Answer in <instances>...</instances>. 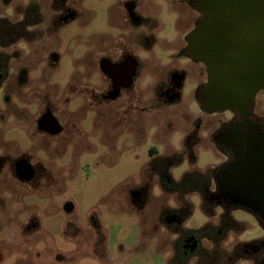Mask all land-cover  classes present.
<instances>
[{"label": "rangeland", "instance_id": "374dc122", "mask_svg": "<svg viewBox=\"0 0 264 264\" xmlns=\"http://www.w3.org/2000/svg\"><path fill=\"white\" fill-rule=\"evenodd\" d=\"M131 2L149 34L139 48ZM195 16L186 0H0V264H176L174 226L161 220L180 206L193 208L186 228L208 222L201 243L220 254L264 238L243 209L232 212L236 235L219 233L223 208L208 218L194 186L174 184L223 161L213 135L228 114L200 110L206 67L175 57ZM118 44L135 50L141 76L135 93L98 104V59ZM174 70L181 93L162 97L157 85ZM42 115L58 123L50 133ZM175 153L182 161L166 171ZM20 160L35 170L29 184L15 175Z\"/></svg>", "mask_w": 264, "mask_h": 264}, {"label": "flooded vegetation", "instance_id": "af4514ba", "mask_svg": "<svg viewBox=\"0 0 264 264\" xmlns=\"http://www.w3.org/2000/svg\"><path fill=\"white\" fill-rule=\"evenodd\" d=\"M131 3L128 15H126V22L131 29H136L135 34H137L138 41L136 43H139V48L140 45L145 43V39L148 38L149 34H146V26L139 14L133 11V2ZM186 3L192 11L199 13L195 0H186ZM54 8L63 13L68 7ZM199 15V19L197 16L194 18L193 24L195 27L201 19V14L199 13ZM68 16V14L62 16L61 20L64 22L69 21ZM36 25L35 23L34 26ZM186 35L183 37L185 45L180 48L175 57H187L195 61L187 52L188 41ZM99 57V63L102 65L103 86L97 94L102 97V100L97 101L98 104L110 96L119 99L127 97L130 93L133 94V87L141 76L140 69L143 65L137 58L135 50L131 49L129 44H118L110 53L107 52ZM5 79L6 76L0 69V85ZM183 85L184 81L180 73H176L174 70L158 83L156 92L162 97L170 95L175 98L180 95ZM201 86L196 92L197 99ZM263 92L264 90L257 94L255 104L247 116L237 112H224L228 115L218 125L213 135V139L223 152L222 163L213 167L209 174L200 173L196 177L188 178L185 184H183V178L186 174L184 173L182 180L180 179L181 181H175L174 183L181 182L187 188L189 186H194V188L199 186L201 188L200 191L191 190L200 195L201 208L208 218L217 216L213 207L214 203L217 204V207L223 208V211L216 217L222 222L219 233L221 231L229 233L230 238L231 235H236V232L240 230L239 223L232 214L236 209H243L253 215L264 228V111L259 112L257 110L259 100L263 98L259 95ZM38 125L42 131L50 133L55 126H58V123L52 117L42 115ZM21 169L18 170L15 165V175L19 180H22L19 176L25 177ZM34 175L35 170L30 180L22 181L29 184ZM172 180H169L170 184L173 183ZM212 184H214V187ZM192 210L193 208L189 206H180L173 210L167 209L161 220L166 227L174 226L175 240L172 248V260L176 264H239L241 262L264 264V238L249 242L237 241L232 248H226L221 254L214 250L216 249L214 246L202 245L203 239L208 240L206 235L209 230L207 231L206 228L209 224L207 222L200 229L186 228L184 224L191 216Z\"/></svg>", "mask_w": 264, "mask_h": 264}, {"label": "water", "instance_id": "95a60500", "mask_svg": "<svg viewBox=\"0 0 264 264\" xmlns=\"http://www.w3.org/2000/svg\"><path fill=\"white\" fill-rule=\"evenodd\" d=\"M195 5L201 19L186 38L188 54L207 72L197 95L200 110L247 116L264 90V0H195ZM16 166L25 174L22 180L33 177L27 161Z\"/></svg>", "mask_w": 264, "mask_h": 264}, {"label": "trees", "instance_id": "16d2710c", "mask_svg": "<svg viewBox=\"0 0 264 264\" xmlns=\"http://www.w3.org/2000/svg\"><path fill=\"white\" fill-rule=\"evenodd\" d=\"M181 157H182V154H180V153H175L173 156H170V157H168V158H166V159H164L166 162L164 163L165 164V167H166V170L168 171L169 170V168L170 167H172V166H176V165H178V164H180L181 163ZM173 160L174 162H171L170 160ZM191 161L192 162H194L195 160L194 159H191ZM195 176H197V175H195L194 173H186L185 175H184V178H183V184H185L186 182H187V180H188V178H190V177H195ZM182 184V183H181ZM176 185H178V186H180V184L179 183H177ZM193 190H197V191H200L201 190V188L199 187V186H196Z\"/></svg>", "mask_w": 264, "mask_h": 264}, {"label": "crops", "instance_id": "0c3cea01", "mask_svg": "<svg viewBox=\"0 0 264 264\" xmlns=\"http://www.w3.org/2000/svg\"><path fill=\"white\" fill-rule=\"evenodd\" d=\"M259 96L264 98V92H263V93H261Z\"/></svg>", "mask_w": 264, "mask_h": 264}]
</instances>
